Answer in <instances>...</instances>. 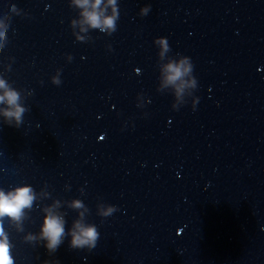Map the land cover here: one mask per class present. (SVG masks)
Listing matches in <instances>:
<instances>
[{"label":"water","instance_id":"95a60500","mask_svg":"<svg viewBox=\"0 0 264 264\" xmlns=\"http://www.w3.org/2000/svg\"><path fill=\"white\" fill-rule=\"evenodd\" d=\"M118 8L109 36L81 32L72 0H0V76L28 109L21 127L0 123V188L37 194L21 225L5 224L15 264H264V0ZM178 53L197 81L179 98L162 86ZM57 201L66 233L82 211L96 224L93 250L67 237L49 255L25 239Z\"/></svg>","mask_w":264,"mask_h":264},{"label":"clouds","instance_id":"9594fccd","mask_svg":"<svg viewBox=\"0 0 264 264\" xmlns=\"http://www.w3.org/2000/svg\"><path fill=\"white\" fill-rule=\"evenodd\" d=\"M72 4L82 9L81 19L78 23L81 25L80 31L87 32L89 29H99L100 32H106L111 36L117 30V21L119 19L118 0H72ZM111 9V14H106L108 9ZM151 10V5L141 7L139 15L147 16ZM9 13L20 15V10L15 4L7 6ZM73 25L77 21L72 22ZM9 22L0 19V47L4 46L6 40V32L9 29ZM78 40H83V37L77 36ZM154 45L160 49V56H163L170 50L168 39L159 37L154 40ZM108 50L112 51L111 45H108ZM179 60H170L162 68V86L172 87L175 95L179 98L186 89L195 88L197 81L194 77L185 79L190 76L193 71V63L190 57L178 53ZM72 57L69 56V60ZM59 71L51 78L53 85L59 86L62 81L59 78ZM43 83V81H41ZM0 123L8 126L21 127L24 123V114L26 109L20 102V93L12 88L8 81L0 76ZM195 111V108L193 109ZM37 199V194L31 185H23L5 191L0 188V264H15L12 255V248L9 235L5 229L6 222L21 225L26 216V210H31L33 202ZM60 207L59 202H54L51 206L44 209L46 215L43 223L40 226L38 234L29 233L25 239L34 245L43 246L49 255L54 254L59 246L70 237L69 245L73 249L93 250L100 237V233L96 224H88L84 222V212H79V219L73 222L68 232H65L66 220L64 215L59 213L57 209ZM73 209H87L80 200H74L69 204ZM115 206L101 208L99 215L109 217L116 212ZM22 230V229H20ZM44 264H59L58 261H45Z\"/></svg>","mask_w":264,"mask_h":264}]
</instances>
